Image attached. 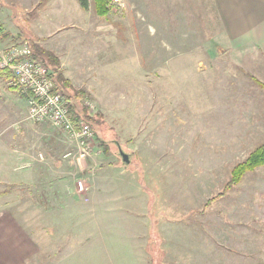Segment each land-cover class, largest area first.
Segmentation results:
<instances>
[{
	"label": "rangeland",
	"instance_id": "374dc122",
	"mask_svg": "<svg viewBox=\"0 0 264 264\" xmlns=\"http://www.w3.org/2000/svg\"><path fill=\"white\" fill-rule=\"evenodd\" d=\"M88 2L0 0V66L30 37L60 69L83 74V89L64 94L77 121L102 114L94 127L105 146L97 137L84 158L83 139L28 119L25 101V126L45 135L23 138L51 173L19 193L37 262L82 254V237L137 246L139 258L127 255L135 264H264V166L226 191L234 166L264 147L261 53L230 47L211 0H112L105 17ZM37 205L45 214L31 215Z\"/></svg>",
	"mask_w": 264,
	"mask_h": 264
},
{
	"label": "crops",
	"instance_id": "0c3cea01",
	"mask_svg": "<svg viewBox=\"0 0 264 264\" xmlns=\"http://www.w3.org/2000/svg\"><path fill=\"white\" fill-rule=\"evenodd\" d=\"M211 1L222 23L225 41L230 47L241 49L249 46L255 51H259L264 58V0ZM62 71L75 87L83 89L82 73L73 72L69 68H64ZM80 77H82L80 84L76 85ZM26 100H29L27 94L22 93L19 88L9 87L6 81L0 77V185L6 188L16 187L14 196H12L13 188L7 190L1 188L0 190V264H44L45 262L47 264H119L118 257H121V253H125L126 264H135L134 261L127 258V255L130 253L135 259L139 258L140 252L137 246H134L135 250L127 253L124 250L126 241L118 245L116 242L114 244L111 241H94L82 237L78 239V246L81 247L80 251L83 255L65 254L56 257L59 259L58 261L47 256L37 262L39 256L36 250L40 245L34 235L32 239L36 243L29 241V235L33 232L28 233L26 225L29 223L25 222L23 216L25 211L23 210L24 195L20 194L23 192L24 184L28 183L30 179L32 181L29 183L33 187L41 181L40 178H47L51 173L47 172L43 162L38 160L40 156H43L23 138L27 132L35 133L36 136L42 133L40 128H32L31 124L25 126L23 119L26 114ZM20 136L22 137L20 138ZM7 137L12 140L20 138V143L18 145L8 143ZM52 140L51 138L49 144L51 148L55 145ZM50 151L46 145L45 155L51 156ZM55 167L61 174L65 172L64 169L62 170L64 166L55 165ZM17 193L20 194L17 195ZM30 194L31 201L35 203L39 198V193L32 190ZM40 209L41 207L38 205L32 206L31 215L41 214ZM32 223L31 229L35 231L38 229L36 227L37 218L32 219ZM98 230L103 231L102 228ZM104 230L105 232L110 231L108 228Z\"/></svg>",
	"mask_w": 264,
	"mask_h": 264
},
{
	"label": "built area",
	"instance_id": "2783aa9c",
	"mask_svg": "<svg viewBox=\"0 0 264 264\" xmlns=\"http://www.w3.org/2000/svg\"><path fill=\"white\" fill-rule=\"evenodd\" d=\"M30 55L31 50L26 46L20 52L5 55L0 66V69L8 68L12 72L8 85L20 87L23 93L28 94V119L52 122L71 136L83 139L80 155L84 158L91 156L95 152L94 129L84 121L71 120L68 99L62 91L55 90L53 72L47 66L26 58Z\"/></svg>",
	"mask_w": 264,
	"mask_h": 264
},
{
	"label": "trees",
	"instance_id": "16d2710c",
	"mask_svg": "<svg viewBox=\"0 0 264 264\" xmlns=\"http://www.w3.org/2000/svg\"><path fill=\"white\" fill-rule=\"evenodd\" d=\"M79 1H80L81 6L84 9L89 8L88 0H79ZM111 2H112V0H93L96 14L98 16H101V17L107 16L110 12ZM3 34L4 33H2V27H0V39L1 40L4 39L1 36ZM5 35H6L5 37L8 38L9 34H5ZM24 42H25L26 46H28V48L31 50V55L26 57V58L37 61L38 63H41V64L47 66L48 68H50V70L53 72L55 90L56 91H62L64 94H66L65 88H67V87L71 88L72 82L64 76L62 68L60 69L61 61H60L59 57L54 52L45 51V50L40 49L39 46H37L38 44L31 42L30 37H26ZM36 51H37V53H42L44 56H47L48 62L43 61L37 55ZM11 52L12 51H10V53ZM51 68L52 69L55 68L56 71H53ZM55 72H57L58 74L55 75ZM0 77L3 79H12V72L8 68L0 69ZM255 83L257 85H259L260 87H264V84L261 83L257 79L255 80ZM8 86L13 88V89L20 88L17 86H10V85H8ZM78 91H80V93H78V94H81L83 96V92H82L83 90H78ZM69 115H70L71 120H73V121H77L80 119V115L76 114L75 111L73 110V108H72L71 112L69 113ZM95 116L96 115L90 114V116L87 115V117H86V122L91 124V126L94 130H95L96 124L101 122L102 114H98L97 118H95ZM92 121H95V123H91ZM95 137H96V140L98 137L100 145L104 147L105 146V140L100 138L99 131H97V130H95ZM262 166H264V147L256 149V151H254L252 154H250V156L247 157L244 161H242V162L238 163L236 166H234V168L231 171L230 181L226 186V191L229 190L232 186H235L239 182H241L243 176L247 172H249V171L252 172L256 168L262 167Z\"/></svg>",
	"mask_w": 264,
	"mask_h": 264
},
{
	"label": "water",
	"instance_id": "95a60500",
	"mask_svg": "<svg viewBox=\"0 0 264 264\" xmlns=\"http://www.w3.org/2000/svg\"><path fill=\"white\" fill-rule=\"evenodd\" d=\"M121 155H122V157H123L125 162H129V155L128 154H126L123 151H121Z\"/></svg>",
	"mask_w": 264,
	"mask_h": 264
}]
</instances>
